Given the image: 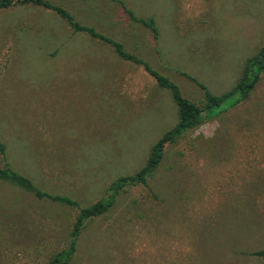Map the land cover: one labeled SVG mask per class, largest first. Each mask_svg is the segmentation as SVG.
<instances>
[{"label": "rangeland", "instance_id": "374dc122", "mask_svg": "<svg viewBox=\"0 0 264 264\" xmlns=\"http://www.w3.org/2000/svg\"><path fill=\"white\" fill-rule=\"evenodd\" d=\"M123 44L199 103L228 90L264 45V0H49ZM230 99H227L228 101ZM224 107V104L222 108ZM176 119L166 88L48 9H0V141L39 188L98 199ZM2 161L0 160V164ZM147 186L85 222L67 264H264V71L248 96L165 145ZM76 210L0 181V264H45Z\"/></svg>", "mask_w": 264, "mask_h": 264}, {"label": "trees", "instance_id": "16d2710c", "mask_svg": "<svg viewBox=\"0 0 264 264\" xmlns=\"http://www.w3.org/2000/svg\"><path fill=\"white\" fill-rule=\"evenodd\" d=\"M113 1L122 12L124 19L129 22L139 23L147 29L155 41L158 30L153 17H138L124 3L123 0ZM35 5L48 9L62 19L72 32H82L92 38L100 40L111 46L115 54L123 60H129L138 64L151 76L156 84L161 88H166L175 105L176 119L174 124L164 131L149 147L147 156L142 165L133 173L119 175L108 182L104 187L102 195L93 202L80 206L78 202L64 194L52 193L39 188L29 177L12 168L5 157V144L0 141V181L15 186L25 192L30 193L37 199L58 202L68 206H73L76 210L67 233V242L52 253L45 264H67L70 255L75 248L76 239L79 236L85 222L96 216L107 212L113 204L116 195L127 187L147 186V179L152 175L163 155L165 145L174 143L182 137L188 130L197 127L203 121L214 117L224 107L234 105L245 99L249 92L257 83L260 74L264 71V45L259 46L254 53L248 56L242 68L234 80L231 87L219 94L209 92L205 86L198 82L194 77L180 72L195 82L202 89V98L199 103L184 97L177 85L167 76L151 67L144 59L138 57L124 49L123 44L109 36L97 31L93 26L82 24L61 5L49 0H0V9L14 5ZM227 99H230L226 101ZM224 104V107L222 108ZM250 254L264 256V247L252 251Z\"/></svg>", "mask_w": 264, "mask_h": 264}]
</instances>
